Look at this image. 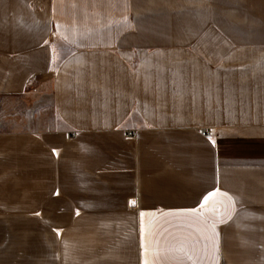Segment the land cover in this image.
Wrapping results in <instances>:
<instances>
[{
    "label": "crops",
    "instance_id": "0c3cea01",
    "mask_svg": "<svg viewBox=\"0 0 264 264\" xmlns=\"http://www.w3.org/2000/svg\"><path fill=\"white\" fill-rule=\"evenodd\" d=\"M28 227L58 264H264V0H0V244Z\"/></svg>",
    "mask_w": 264,
    "mask_h": 264
},
{
    "label": "rangeland",
    "instance_id": "374dc122",
    "mask_svg": "<svg viewBox=\"0 0 264 264\" xmlns=\"http://www.w3.org/2000/svg\"><path fill=\"white\" fill-rule=\"evenodd\" d=\"M61 231L62 228H54L53 237L51 230L44 231L41 238L35 228L6 230L11 242L7 239L0 244V264H58L55 247Z\"/></svg>",
    "mask_w": 264,
    "mask_h": 264
},
{
    "label": "water",
    "instance_id": "95a60500",
    "mask_svg": "<svg viewBox=\"0 0 264 264\" xmlns=\"http://www.w3.org/2000/svg\"><path fill=\"white\" fill-rule=\"evenodd\" d=\"M131 204L133 205L134 204V201H132Z\"/></svg>",
    "mask_w": 264,
    "mask_h": 264
}]
</instances>
